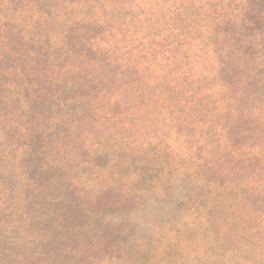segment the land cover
I'll list each match as a JSON object with an SVG mask.
<instances>
[{
  "label": "rangeland",
  "instance_id": "1",
  "mask_svg": "<svg viewBox=\"0 0 264 264\" xmlns=\"http://www.w3.org/2000/svg\"><path fill=\"white\" fill-rule=\"evenodd\" d=\"M121 1L0 0V264H264V32Z\"/></svg>",
  "mask_w": 264,
  "mask_h": 264
},
{
  "label": "trees",
  "instance_id": "2",
  "mask_svg": "<svg viewBox=\"0 0 264 264\" xmlns=\"http://www.w3.org/2000/svg\"><path fill=\"white\" fill-rule=\"evenodd\" d=\"M119 4H122L121 10H125L124 16L131 22L137 20L145 23L156 14L168 19L170 23L168 25L171 27L174 25L173 21L178 20V27L184 33L181 47L185 54L191 53L176 60L183 66L185 65L183 62L189 59L196 62L210 57V64L214 68V61L224 59L223 51L216 47L223 44L227 34L232 30L264 32V0H123ZM124 22L120 25L121 30L124 26L133 24L129 20ZM132 39L139 43L146 41L144 34H135ZM261 47L263 48L261 61L264 64V42ZM133 48L140 54L153 56L149 45L139 49L134 44ZM195 73L208 74L209 71L207 72V69L181 71V75L187 78H193Z\"/></svg>",
  "mask_w": 264,
  "mask_h": 264
}]
</instances>
